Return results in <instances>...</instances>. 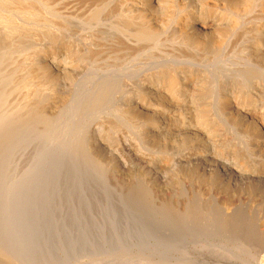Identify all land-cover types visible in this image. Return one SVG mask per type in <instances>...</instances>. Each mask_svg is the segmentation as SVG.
Segmentation results:
<instances>
[{
	"label": "rangeland",
	"instance_id": "1",
	"mask_svg": "<svg viewBox=\"0 0 264 264\" xmlns=\"http://www.w3.org/2000/svg\"><path fill=\"white\" fill-rule=\"evenodd\" d=\"M211 1L0 0V264H245L237 242L264 243V117L220 104L264 108V0L215 1L219 45L184 23Z\"/></svg>",
	"mask_w": 264,
	"mask_h": 264
},
{
	"label": "bare ground",
	"instance_id": "2",
	"mask_svg": "<svg viewBox=\"0 0 264 264\" xmlns=\"http://www.w3.org/2000/svg\"><path fill=\"white\" fill-rule=\"evenodd\" d=\"M134 1V0H133ZM141 2H140V7H142V5H143V7L144 8H146L147 9V11H149L150 12V10L151 9H153V7L156 5V4H158V2H159V0H140ZM177 2H178V4L180 5V3L182 4V2L184 1V0H176ZM185 1H187V0H185ZM213 1V2H212ZM211 1V4H206V6H207V8L208 9H205L204 11H207V12H203L201 9V11L200 10H198V13H199V11L201 12V13H199V14H195V15H192V16H187V18L185 19V21H184V23H186V24H188L189 23V26L188 27H190V29H187V32H188V30H190L194 35H196V34H199V35H201V37H198V38H202V33H203V35H205V37H206V35L207 36H209V39H212L215 43L217 42V45H219L220 44V42H222V39H223V36H224V34H225V31L223 30H221L219 27L221 26H219L218 25V20H216V18H215V20H214V18H213V15L211 16L210 14H212V13H214V12H216L215 10H214V8L217 6L218 7V5L216 4L215 5V1H219V2H217V3H219V5L221 4V6L222 5H224V6H227V7H230L231 9H241V11L243 12V11H246V10H251L253 7H252V5H253V3L254 2H252V0H212ZM206 2V1H205ZM262 2H264V1H262ZM172 3H174V1H172ZM184 3V2H183ZM259 3V2H258ZM261 3V2H260ZM135 3H133V5H134ZM177 3H175L174 5H178ZM261 4H263V3H261ZM260 4V5H261ZM136 5V4H135ZM173 5V6H174ZM204 5V4H203ZM256 5V4H255ZM137 6V5H136ZM181 6H183V5H181ZM259 6V5H258ZM260 7V6H259ZM258 7V8H259ZM262 7L264 8V4L262 5ZM180 8V10H183L181 7H179L178 6V8H176V9H179ZM204 8V7H203ZM225 8V7H224ZM257 8V7H256ZM259 9H261V8H259ZM258 9V10H259ZM197 10V9H196ZM209 10H214L212 13H210V14H207V13H209L208 11ZM234 10V11H235ZM255 10V9H254ZM263 10V9H262ZM146 11V12H147ZM195 11V10H194ZM227 11H229V10H227ZM253 11V10H252ZM260 12H259V14L261 13V10H259ZM197 12V11H196ZM236 12H237V10H236ZM254 12H256V10L254 11ZM221 13H222V11H221ZM220 13V14H221ZM239 13V12H238ZM237 13V14H238ZM246 13H249V12H246ZM262 13H264V11L262 12ZM26 14V13H25ZM216 14H217V12H216ZM244 15H245V12L243 13ZM259 14H255V15H257V20H258V16H259ZM145 18L144 17H142L143 19H144V22L145 23H147L148 25H149V29L152 27V23H154L153 21L155 20H153L151 17H148V15L150 16V13L149 14H146L145 13ZM222 15V14H221ZM226 15V14H225ZM243 15V16H244ZM262 15V14H261ZM264 15V14H263ZM186 16V15H185ZM215 16V15H214ZM247 16V15H246ZM249 17H250V15H249ZM253 17V16H252ZM255 18V17H254ZM239 19V18H238ZM253 19V18H252ZM261 19H263V17L262 18H260L258 21L260 22V20ZM221 20V19H220ZM251 20V19H250ZM254 20V19H253ZM256 19H255V21H257ZM167 21H169V20H167ZM226 21V20H225ZM239 21V20H238ZM252 21V20H251ZM250 21V22H251ZM257 21V23H259ZM143 22V21H142ZM181 22V21H180ZM221 22V21H220ZM247 22H249V21H247ZM183 23V22H182ZM236 23V22H235ZM180 24V23H179ZM221 24V23H220ZM229 24H231L230 22H229ZM239 24V23H238ZM241 24V23H240ZM185 25V24H184ZM232 25H234V24H232ZM237 25V24H236ZM246 25V24H245ZM258 25V24H257ZM256 25V26H257ZM260 25H262V24H260ZM260 25H258V26H260ZM219 26V27H218ZM144 27V26H143ZM146 27H147V25H146ZM187 26H186V28H188ZM222 27V26H221ZM230 27H231V25H230ZM246 27V26H245ZM262 27H264V25L262 26ZM225 28V27H224ZM184 27H183V31H181L180 30V33L181 32H185L184 31ZM232 29H233V27H232ZM143 30H145V29H143ZM186 30V29H185ZM150 31V30H149ZM251 31V30H250ZM256 31V30H255ZM249 32V31H248ZM259 32V31H258ZM257 32V33H258ZM189 33V32H188ZM253 33V32H252ZM182 34H184V33H182ZM187 34V33H186ZM256 33H254V35H255ZM232 35V34H231ZM258 35H263V36H259L258 37V41H256L255 43H254V45H253V47L252 46H250V48H251V51H249V49H248V54L250 53V52H252V53H250L251 55L250 56H248L249 58L252 56V60H250V61H253L255 64V66H254V69L256 68L258 71L260 70L261 71V69H260V67L263 65V67H264V29H262V30H260V32L258 33ZM257 35V36H258ZM198 36V35H197ZM228 36V35H227ZM257 36H254V37H257ZM190 37V36H189ZM188 37V38H189ZM193 37V36H192ZM231 37V36H230ZM262 37V38H261ZM187 38V39H188ZM203 38H204V36H203ZM260 38V39H259ZM190 39H192L191 37H190ZM194 40V39H193ZM196 40V39H195ZM199 40V39H198ZM189 41V40H188ZM192 41V40H191ZM191 41H189V42H191ZM253 41H255V40H253ZM218 42H219V44H218ZM252 42V41H251ZM232 44V43H231ZM206 46V45H205ZM215 46V45H214ZM216 47V46H215ZM224 48V47H223ZM246 54V53H245ZM246 57V56H245ZM232 58V57H231ZM247 59V58H246ZM245 61V60H244ZM228 62V61H227ZM223 63H225V62H223ZM237 65V64H236ZM221 66H222V64H221ZM225 67V66H224ZM249 67V66H248ZM222 68V67H221ZM226 69V68H225ZM247 69V68H246ZM246 69H245V71H246ZM250 69H252V68H250ZM226 70H228V67H227V69ZM253 70V69H252ZM223 71H225V70H223ZM248 72H249V70H248ZM248 72H246V73H248ZM234 73V72H233ZM263 73V72H262ZM171 74V73H170ZM187 75V74H186ZM229 75V74H228ZM254 75V74H253ZM177 76V75H176ZM187 76H189V77H192L193 75H191L190 73L187 75ZM227 76V75H226ZM233 76V75H232ZM178 77V76H177ZM194 77V76H193ZM257 77V76H256ZM160 78H162V77H160ZM177 79V78H176ZM176 79L174 78V76L173 75H168V77H164V78H162V80H161V82H159L158 83V85H156L155 87L157 88V91H159V93H161V95L163 94V93H165V92H167L168 90H173L172 88L173 87H176L175 85H176V83H178L177 81H176ZM159 80V79H158ZM255 80V79H254ZM187 81H189V80H187ZM186 81V82H187ZM193 82V81H192ZM189 85V82L186 84V86H188ZM185 87V86H184ZM235 87V86H234ZM156 88H155V90H156ZM177 88V87H176ZM177 90V89H176ZM187 91V90H186ZM228 91V90H227ZM227 91H225L224 93H222L221 94V102L222 103H220V104H222V107L224 108V110L226 111V110H228V112L230 113V114H228V115H230V116H232L231 118H232V120L233 121H236V123H240V122H237V120L236 119H243V120H250V122H252L253 121V119L255 120V119H257V118H262V117H264V108H262V107H259L258 106V104H257V100H254L255 98H254V96H248V93H240V92H236V90H234V92H233V90H231V92H227ZM183 92V91H182ZM188 94V93H187ZM160 95V94H159ZM167 96H168V94H166ZM190 95V94H189ZM186 97V96H185ZM252 98H253V100H252ZM185 99V98H184ZM183 99V100H184ZM186 101V100H185ZM217 101V100H216ZM194 104V103H193ZM262 105V104H261ZM264 107V106H263ZM176 109V108H175ZM169 114V113H168ZM203 114V113H202ZM202 117V116H201ZM230 118V119H231ZM201 119V118H200ZM203 119V118H202ZM231 120V121H232ZM252 120V121H251ZM239 121V120H238ZM240 121H242V120H240ZM200 122H201V120H200ZM205 122V121H204ZM245 122V121H244ZM235 123V122H234ZM203 124V123H202ZM240 124H242V123H240ZM245 124H246V122H245ZM244 124V125H245ZM248 124V123H247ZM251 124V123H250ZM161 126V125H160ZM164 126V125H163ZM246 126V125H245ZM244 127V126H243ZM159 128V127H158ZM161 129V128H160ZM164 129V128H163ZM162 129V130H163ZM244 128H242V130H243ZM159 130V129H158ZM263 133V132H262ZM261 133V134H262ZM262 138H263V140L261 141V143H262V149H264V133H263V135H262ZM221 147H222V145H220ZM223 148V147H222ZM225 150H226V148H224ZM223 149V150H224ZM223 150H222V152H223ZM227 151V150H226ZM263 151V150H262ZM222 173H228L226 170H223L222 171ZM248 242V241H247ZM247 242H237L238 243V245L240 246V247H243V248H246V249H244V251H245V253H246V250L248 251V253H246V254H248V258H247V260L245 261V264H264V243L260 246V245H252V246H250L249 244H247ZM248 246H247V245ZM238 246V247H239ZM246 246V247H245ZM257 246V247H256ZM237 248V247H236ZM244 253V254H245ZM245 254V255H246ZM247 257V256H246ZM249 260V261H248Z\"/></svg>",
	"mask_w": 264,
	"mask_h": 264
}]
</instances>
